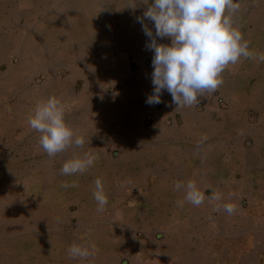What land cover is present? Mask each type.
Returning <instances> with one entry per match:
<instances>
[{
	"label": "rangeland",
	"instance_id": "obj_1",
	"mask_svg": "<svg viewBox=\"0 0 264 264\" xmlns=\"http://www.w3.org/2000/svg\"><path fill=\"white\" fill-rule=\"evenodd\" d=\"M145 3L0 0V264H61L70 259L71 245H97L53 241L77 236L86 219H100L92 207L94 174L127 169L120 156L153 155V108L177 126L182 113L188 119L185 110L191 112L189 127L194 118L232 122L242 138L250 133L260 141L264 155V63L241 58L222 73L215 93H204L194 106L175 109L166 90L161 103H146L153 92V52L137 20ZM239 3L234 26L250 51L264 53V0ZM144 23L153 31V22ZM53 96L65 107L66 124L85 143L49 158L27 116L37 102ZM213 136L206 135L207 141L214 143ZM85 153L96 157L92 167L60 175L64 162ZM64 182L77 186L61 187ZM118 186L105 193L114 196ZM53 226L56 237L49 236Z\"/></svg>",
	"mask_w": 264,
	"mask_h": 264
},
{
	"label": "crops",
	"instance_id": "obj_2",
	"mask_svg": "<svg viewBox=\"0 0 264 264\" xmlns=\"http://www.w3.org/2000/svg\"><path fill=\"white\" fill-rule=\"evenodd\" d=\"M157 42L170 44L167 38ZM156 111L149 112L153 155L120 156L127 169L94 174L104 180V189L121 185L120 190L114 196L106 192L109 201L105 211L97 213L99 220L86 219L77 236L53 241L97 244V251L88 259L70 258L61 264H264L260 141L250 133L242 138L232 122L215 125L194 118L189 127L191 112L185 110L188 119L182 113L183 123L177 126ZM206 135H214V143L202 140ZM190 180L204 194V203L196 207L185 201L178 207L185 192L175 190L174 184ZM217 193L219 201L212 199ZM226 203L235 205L232 215L219 207ZM53 228L49 236L56 237L58 228Z\"/></svg>",
	"mask_w": 264,
	"mask_h": 264
},
{
	"label": "clouds",
	"instance_id": "obj_3",
	"mask_svg": "<svg viewBox=\"0 0 264 264\" xmlns=\"http://www.w3.org/2000/svg\"><path fill=\"white\" fill-rule=\"evenodd\" d=\"M145 4L146 11L137 20L149 38L146 47L153 52V92L146 99L149 105L161 103L162 92L166 90L175 109L194 106L204 93H215L223 84L222 73L230 65H237L241 58L264 63V53L250 51V42L234 26L233 16L240 10L239 0H151L150 4L147 0ZM145 20L154 23L155 34ZM157 38H167L170 44L158 43ZM64 115L63 103L53 96L37 102L27 116L30 129L40 133L39 146L49 158L73 146H84V138L66 124ZM95 160L94 155L85 153L64 162L59 173L84 174ZM76 186L75 182L61 184L64 188ZM174 188L185 192L184 201H177L178 207H183L185 201L196 207L204 203L205 196L194 181L176 182ZM94 189L97 211L104 212L108 197L101 178L94 181ZM212 199L219 201L222 197L217 193ZM219 207L229 215L236 211L231 203ZM67 251L71 259H88L97 250L95 245L89 248L73 244Z\"/></svg>",
	"mask_w": 264,
	"mask_h": 264
},
{
	"label": "water",
	"instance_id": "obj_4",
	"mask_svg": "<svg viewBox=\"0 0 264 264\" xmlns=\"http://www.w3.org/2000/svg\"><path fill=\"white\" fill-rule=\"evenodd\" d=\"M125 263H126L125 260H122L121 264H125Z\"/></svg>",
	"mask_w": 264,
	"mask_h": 264
}]
</instances>
